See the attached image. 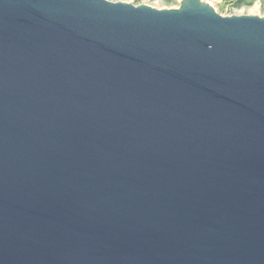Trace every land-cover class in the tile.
Listing matches in <instances>:
<instances>
[{"label":"water","instance_id":"obj_1","mask_svg":"<svg viewBox=\"0 0 264 264\" xmlns=\"http://www.w3.org/2000/svg\"><path fill=\"white\" fill-rule=\"evenodd\" d=\"M0 264H264V18L0 0Z\"/></svg>","mask_w":264,"mask_h":264},{"label":"rangeland","instance_id":"obj_2","mask_svg":"<svg viewBox=\"0 0 264 264\" xmlns=\"http://www.w3.org/2000/svg\"><path fill=\"white\" fill-rule=\"evenodd\" d=\"M137 5H148L156 9H175L181 0H108ZM212 2L216 12L222 16L250 15L264 18V0H200Z\"/></svg>","mask_w":264,"mask_h":264},{"label":"bare ground","instance_id":"obj_3","mask_svg":"<svg viewBox=\"0 0 264 264\" xmlns=\"http://www.w3.org/2000/svg\"><path fill=\"white\" fill-rule=\"evenodd\" d=\"M209 4L211 5V6H214V4L212 3V2H209ZM214 8V7H213ZM215 10V9H214ZM216 11V10H215Z\"/></svg>","mask_w":264,"mask_h":264},{"label":"built area","instance_id":"obj_4","mask_svg":"<svg viewBox=\"0 0 264 264\" xmlns=\"http://www.w3.org/2000/svg\"><path fill=\"white\" fill-rule=\"evenodd\" d=\"M210 5V4H209Z\"/></svg>","mask_w":264,"mask_h":264}]
</instances>
